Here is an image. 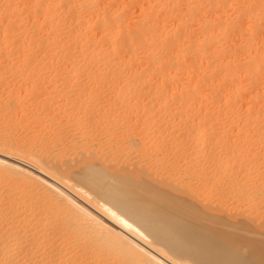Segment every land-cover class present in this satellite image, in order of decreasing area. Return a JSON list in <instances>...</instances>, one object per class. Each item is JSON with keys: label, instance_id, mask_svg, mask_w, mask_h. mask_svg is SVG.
Here are the masks:
<instances>
[{"label": "bare ground", "instance_id": "1", "mask_svg": "<svg viewBox=\"0 0 264 264\" xmlns=\"http://www.w3.org/2000/svg\"><path fill=\"white\" fill-rule=\"evenodd\" d=\"M133 10L139 12L135 18H131ZM8 74L15 79L16 75L24 76L26 83L28 77L33 80L35 77V84L28 89L34 90L30 95L26 84L23 85L26 93H22L27 98L40 92L48 81L56 83L61 79V82H57L59 88L51 85L52 91L47 85L42 99L34 96L29 99L34 108L30 106L29 110L36 113L44 110L45 117L50 116L48 122H44L47 121L42 119L44 116L35 121V112L28 110L29 116L35 117L27 123L50 129L56 134L54 141L49 133V137L45 135L47 138L39 142L35 137L39 132L34 134L38 128L32 135L38 140L39 149L22 142L25 137L20 138V133L16 137L17 134L9 135L6 130L4 133L9 136L0 137V264H264V244L252 243L247 245L249 251L232 256L229 248L238 244L239 239L208 230L165 197L171 194L200 206L199 200L206 203L203 201L206 197L199 195L210 180L213 185H225L223 190L242 201L245 192L260 191L264 186L262 180L254 181L247 171L240 169L241 166L249 169V162L238 156L240 148L246 147L248 154L262 155L260 165L264 167V0H0V80ZM8 76L6 80L10 79ZM46 76L53 81H46ZM41 77H46L42 87ZM90 78L94 79V85ZM15 82L13 86L18 85ZM13 86L6 87L10 88V100L19 97L18 91L23 88L18 85L16 95L15 91L11 93ZM67 87L70 92L65 90ZM104 89L114 90L111 94L116 95L115 99ZM68 92L74 97L70 100L68 94L67 101ZM53 93L61 97L55 100ZM122 94L128 98L125 103ZM94 96L112 101L92 104ZM26 97L27 102L24 98L21 101L30 105ZM21 112L15 114L18 121L22 118L23 124L27 118L21 117ZM16 115L11 118L16 119ZM83 117L89 125L79 122L84 127L82 138L69 140L72 154L66 157L65 151H60L62 142L57 149L60 133L70 128L72 135L78 134L76 123ZM3 119L10 124L7 116ZM233 121L243 131L237 134L241 135L237 138L239 142L229 139L231 133L227 137L224 130V124ZM140 123H144L145 134L150 130V136L139 131L136 134L133 127L128 128L132 135L126 134L125 126L137 127ZM102 124L111 130L119 128L126 139L122 143L128 141L135 169L127 170L128 162L133 160H126L127 169L116 162L123 152L116 143L112 146L111 139L101 140L109 144L110 160L121 167L102 157L99 147H95L96 130ZM25 126L30 132V127L26 123ZM69 131L61 133L62 136ZM85 136L89 137L88 142L84 141ZM218 147L222 149L219 152ZM155 151L160 152L156 162L167 170H172L170 166L174 167L180 159L186 160L184 170L194 162L201 164L205 173L197 177L196 193L190 191L191 186L188 187L191 195L176 193L181 187L184 194L186 190L189 193L187 182L177 174L181 187L173 188L175 191L166 189L175 185L174 176L172 184H163L166 187L148 180L149 173L143 171L141 157ZM231 157L239 158L240 164ZM263 199L259 197L256 204L264 207ZM212 203L208 204H215ZM236 206L230 204L229 208L235 207L234 212L237 208L239 216L249 211ZM208 207L201 208L213 218L226 213L242 223L253 221L244 220L245 216L235 218L233 210L228 215L227 208V212L221 210L220 214L215 206V210ZM254 214L257 219L259 214ZM262 218L258 217L263 222ZM225 245L229 248L222 250Z\"/></svg>", "mask_w": 264, "mask_h": 264}, {"label": "rangeland", "instance_id": "2", "mask_svg": "<svg viewBox=\"0 0 264 264\" xmlns=\"http://www.w3.org/2000/svg\"><path fill=\"white\" fill-rule=\"evenodd\" d=\"M137 10H133L132 12L134 13L135 12V14L133 15V13H131L132 14V16H131V18H135V15H137V13H139L138 11L136 12ZM134 16V17H133ZM138 16V15H137ZM9 75V74H8ZM7 75V76H8ZM7 76H6V78H7ZM10 76V77H9ZM8 76V78H10V79H8L9 81H12L13 79V82H9L8 80H6V78H4L5 76H3V78L0 80L1 82H4V83H1L0 84V101H1V103H3V104H1L0 106L2 107V105L4 106V107H7V108H9V109H7V108H5V110L7 109V110H11V112H7V110H6V113L5 114H8V115H6L7 116V119H9L10 120V124L8 123V120H4L3 118H5L6 116L5 115H3V112L5 111L4 110V108L2 107H0V109H2V110H0V112L2 113L1 115H0V117L3 115V117H1L2 119H0V124L3 126H1L0 128V135H1V132H2V136H0V137H7V136H9L10 134L11 135H15L16 136V134H17V136L16 137H18V133H20L21 135L23 134L24 135V133H25V131H26V134L23 136H21V135H19V137L20 138H22V137H25V139L24 138H22V142H24L25 144H33V146L34 147H36L35 149H39V147H38V145H39V142H40V139L41 138H47V137H49V135H50V139H52L53 141L56 139L55 138V133L53 132V131H51L50 129H48V128H46L45 130L42 128V127H39V125L37 124V125H33V123H31V126H34V128L32 127L31 128V126H30V124H28L27 123V121L28 120H30L31 118H33V117H35V115L34 116H31L32 114H33V112H35V114H36V118L34 119L33 118V120H38V118H39V120H41V118L44 116V118H42L43 120H47V121H44V122H48V116H50V114H46V117H47V119H46V117H45V113L46 112H44V110H42L41 112L40 111H38L37 113H40V114H37L36 113V111H31V109H34L33 107H32V105H31V102H29V99L30 98H32L33 96H34V98H37V99H42V97L41 96H44L45 95V92H44V90L45 91H50L51 90V88H53L51 85H55V86H57L58 88H59V84H60V82L61 81H59V80H61V79H57L58 81H59V84L57 83H55V82H52L53 81V79L52 78H50V77H48V76H46V77H43L46 81H47V79H52V83H50V81H48L47 83H44V82H46L45 80H44V82L42 81L43 80V78L41 77V78H39L41 81H42V85H41V87L43 86V88H42V90L40 89L39 91L40 92H38V90H37V92L38 93H36V92H34V95L33 94H31L32 95V97L30 96L29 98H27L26 96H28L27 94H29L30 95V92L32 93L34 90H28L29 89V87H31V89H32V86H33V84H35V82L36 81H34L35 80V77H34V80H33V77H28V82L26 83V77L24 78V76H20V78H19V76H17L16 75V79L14 78V76H12V75H9ZM12 77V78H11ZM22 81H18V78ZM22 78H23V80L25 81H23L22 80ZM31 80H33V82L31 81H29L30 79ZM6 81H4V80ZM12 79V80H11ZM38 79V80H39ZM89 79V78H88ZM87 79V80H88ZM90 79H92V80H90L89 82L90 83H92L93 85H94V79L93 78H90ZM3 80V81H2ZM15 80H17L16 82H15ZM39 80V82L41 83V81ZM104 80V79H103ZM15 82V84L16 83H18V85H22V87L23 88H21L19 91L17 90V89H19L20 87L16 84L15 86H13L14 83ZM30 82V84H28ZM8 85H7V84ZM12 84V91H11V93H13L14 91L16 92V95H21V97L23 96V94L24 93H26L25 91H26V89H25V87L23 86V85H25L26 84V87H27V94H26V96H25V94H24V96L26 97V99L28 100V102L30 103V105H28L26 102V100H25V97H20V95H19V97H15L16 99H11L10 100V98H12V97H10V96H8V91L10 92V88L9 89H7L6 87L7 86H9V87H11V84ZM24 83V84H23ZM44 83V84H43ZM48 83H50V85L48 84ZM90 83H88V81H87V86L90 88L91 87V85L92 84H90ZM3 84H5V85H7V86H5V85H3ZM10 84V85H9ZM32 84V85H31ZM96 84V83H95ZM2 85H3V87L5 88V89H3V87H2ZM28 85V86H27ZM31 85V86H30ZM49 86L50 88L48 89V87H46V86ZM90 85V86H89ZM93 85H92V87H93ZM54 86V88H56ZM17 87V88H16ZM39 87V86H38ZM41 87H39V88H41ZM45 87V88H44ZM69 87H71V86H69ZM91 87V88H92ZM15 88H16V90L18 91V93H17V91L15 90ZM36 88H37V86H36ZM38 88V89H39ZM14 89V90H13ZM23 89H24V91H23ZM48 89V90H47ZM68 89V87L65 89V90H67ZM72 89H73V87H71V91H72ZM5 90V91H4ZM6 90H7V92H6ZM69 90V89H68ZM70 90H69V92H70ZM112 89H109V90H106L107 92H105V89H104V92L106 93V94H108V93H110L109 95H110V97L112 96V94L115 92V91H117L118 89L116 88H114V90H112ZM41 91H42V93H43V95H41L42 93H41ZM52 91V90H51ZM109 91V92H108ZM111 91V92H110ZM114 91V92H113ZM3 92L5 93V95H7V97L3 94ZM22 92H24V93H22ZM58 92H60V91H56L55 93H57V94H59V95H61L62 93L60 92V93H58ZM66 93L65 94V98H66V100L68 99L67 98V96H69L70 98V100L74 97V96H72L73 94H72V92H71V94L70 93ZM136 92V91H135ZM134 92V94H136ZM7 93V94H6ZM39 93H41V94H39ZM103 94V95H106V94ZM112 93V94H111ZM119 90L117 91V93L115 92V94L116 95H119ZM35 94L38 96V97H40V98H38V97H36L35 96ZM69 94V95H68ZM9 95H10V93H9ZM58 95V96H59ZM108 95V96H109ZM116 95L114 96V97H116ZM11 96H12V94H11ZM53 96H54V93H53ZM57 95H55L54 96V99H55V97H56V99L55 100H58L57 98H60L61 96H59L58 97ZM124 97L125 98V100H124V98H122V97ZM120 97H121V99H122V102L123 103H125V102H127L128 100V98L127 97H125L126 95H124V94H122ZM10 97V98H9ZM72 97V98H71ZM104 97L105 96H103L101 99L102 100H99L98 98H96L95 99V96H94V100H92V104H94L95 102L97 103H99L100 105L101 104H103L104 102V105L106 104V101L108 102V97L106 98L107 100H105L104 99ZM113 96H112V99L114 98ZM24 98V99H23ZM34 98H32V99H34ZM127 98V99H126ZM20 99V100H19ZM25 100L26 102H23V101H21V100ZM103 99H104V101H103ZM115 99V98H114ZM121 99H120V101H121ZM2 100H3V102H2ZM19 102H18V101ZM97 100V101H96ZM124 100V101H123ZM127 100V101H126ZM15 101V103H13ZM20 101H21V103H25L26 104V107H25V105H24V107L22 106L23 104H21L20 103ZM68 101V100H67ZM94 101V102H93ZM102 101V102H101ZM109 101H112L111 100V98H110V100ZM4 102H6L5 104H4ZM101 102V103H100ZM19 103V104H18ZM122 103V104H123ZM10 104H12V105H10ZM15 104V105H14ZM91 102L89 103V108L91 107ZM18 105H20V106H18ZM28 105V106H27ZM8 106H10V107H8ZM13 106H17L16 108H13ZM30 106H31V109L29 110V108H30ZM18 107H20L19 109H18ZM28 107V108H27ZM13 108V109H12ZM24 108H25V110H29L30 111V113H32L30 116H29V111L27 112V111H25L26 113H27V116H26V114H25V112L23 111L24 110ZM14 109H16L15 110V112H12V110L14 111ZM22 109V110H21ZM209 110V108H204V110ZM211 110V109H210ZM18 111H23V114H22V112L21 113H19V114H22L21 115V117H25V118H27V120L26 119H23V122H24V120L26 121L25 123L27 124V126H29L30 127V132H29V130H27V129H29L28 127H26L25 126V123H23L22 124V118L20 119V121H18L17 120V118H18V114H17V112ZM12 113V115H14L13 117H15V115H16V119L15 118H11L12 117V115L9 117V115ZM16 113V114H15ZM29 113V114H28ZM48 113V112H47ZM25 114V116H23ZM39 116H41V118L39 117ZM28 117H30V118H28ZM38 117V118H37ZM12 119H14L13 121H12ZM32 120V121H33ZM42 120V121H43ZM85 120V121H84ZM3 121H4V123L6 122V123H8V125L5 123H3ZM15 121H17V123L15 122ZM81 121H83L82 123H84L85 124V126H87V125H89V124H87L86 122V118L85 117H83L82 118V120L80 119V121H78V124L76 123V126L77 127H75V130L77 129V130H80V131H78V134H77V132H75L74 133V135H77V136H74V135H72L71 134V131H69V129L70 128H64V130H63V132H65L66 130L67 131H69L68 132V134L66 135L65 133V135H66V137H65V135H63L62 136V134L61 133H63V132H61L60 133V136L64 139L63 141H62V138L59 140V142L57 143V149H60V147H62L61 149H60V151H62V152H64V153H66L65 155H66V157L68 156V155H70V154H72V152H70V149H71V142L70 141H72L71 139L72 138H74V142H75V140L76 141H80L81 140V136H80V134H81V132L84 130L83 128L84 127H81L82 126V124L80 123V125H79V122H81ZM12 122V123H11ZM14 122V123H13ZM18 122L21 124L19 127H18ZM141 122H143V119H142V121ZM234 122V121H233ZM233 122H232V124H231V122H228V123H230L229 125H227L228 123H226V124H224V130L226 131L225 133L228 135L227 137H229V134L231 133V135H230V137H229V139H232V140H234V139H236L237 141H238V139L237 138H239L238 136H237V134L238 133H242L241 132V129H240V131L238 130L239 129V127L237 126L238 124L237 123H235V124H233ZM83 124V125H84ZM141 124V125H140ZM140 124H138L137 125V127H136V125H129V127H128V125L127 126H125L124 127V129L125 130H127L126 132V134H130V135H132V132L130 131V133H129V131H128V128H131L130 130H132V127H133V132L135 131H139L138 133H142L141 135H146V136H148L149 134H150V130H146V131H148L147 132V134H145L146 132H145V130H143V128H142V126L144 125V123H140ZM143 124V125H142ZM237 124V125H236ZM10 125H11V127H10ZM12 125H14V126H12ZM17 125V131H14V128H15V126ZM23 125V126H22ZM80 126V129H79V126ZM9 126V127H8ZM21 126L23 127L22 128V130L24 131V133H22L23 131L21 130ZM25 126V127H24ZM104 126V127H103ZM107 127V129H108V125H99L98 126V129L96 130L97 131V137H96V139H95V142H96V148H98L99 147V150L101 151L100 153H102V157L103 158H106V159H108V161L110 160V158L112 157V154H111V152H110V150H109V144L108 143H106L104 140H106L107 142H108V140L109 139H111V142H112V146H114V144L116 143V145H117V147H120L121 149L120 150H122L121 152H123L122 154L120 153V155L117 157L119 160H116V162H118L121 166H122V163H123V166L125 165L126 167H124V168H126L127 169V165H128V163H130L129 165L131 166H129L128 165V169L127 170H133V168L135 169V167H136V165H135V163H134V160H133V154H131V152H130V150H129V144H128V141H127V143H124V142H126V139L124 138V137H122V135H120V133H119V131H118V129L116 130L115 128V132H116V134H115V132H114V129L113 130H111V129H108V133H106V135L108 136L107 138L105 137L106 135L104 134V132H105V130H107L106 129V127ZM240 127H243V126H241V125H239ZM144 127V126H143ZM5 128V130H3ZM7 128V129H6ZM9 128V129H8ZM11 128V129H10ZM27 128V129H26ZM36 128H38V131H36ZM82 128V129H81ZM138 128H139V130H138ZM142 128V129H141ZM226 128L228 129V131L226 130ZM32 129H35V130H33L32 131ZM42 130V132H44L43 134L39 131V130ZM136 129V130H135ZM145 129V128H144ZM245 128L243 127V130H244ZM2 130V131H1ZM6 130L8 131V132H6ZM15 130H16V128H15ZM47 130V131H46ZM76 130V131H77ZM142 130V131H141ZM22 131V132H21ZM36 131V132H35ZM110 131V132H109ZM113 131V132H112ZM118 131V132H117ZM246 130H244V132H245ZM4 132H6V133H8L9 135H6V133H4ZM10 132V133H9ZM11 132H16V133H11ZM29 133V137H28V133ZM35 132V133H34ZM37 132H39L38 134V136H35L34 134H36ZM80 132V133H79ZM112 132V133H111ZM136 132V134H138ZM34 133V134H33ZM45 133H47V134H45ZM50 133V134H49ZM54 133V134H53ZM70 133V134H69ZM99 133V134H98ZM118 133H119V135H118ZM36 137V138H38V140H39V142H38V140H37V142H36V140H35V137H33V135ZM42 134V135H41ZM49 134V135H48ZM52 134V135H51ZM110 134V135H109ZM27 135V136H26ZM32 135V136H31ZM37 135V134H36ZM41 135V136H40ZM44 135V136H43ZM45 135H48L47 137L45 136ZM68 135H69V138H68ZM99 135V136H98ZM101 135V136H100ZM113 135V136H112ZM114 135H115V137H114ZM133 135H135V133L133 134ZM151 135V134H150ZM149 135V136H150ZM233 135V136H232ZM54 136V137H53ZM70 136H71V138H70ZM119 136V137H118ZM231 136H232V138H231ZM31 137V138H30ZM40 137V138H39ZM88 136H85L83 139H85L84 141H89V137L87 138ZM111 137H114V138H111ZM117 137V138H116ZM27 138H29V139H27ZM34 138V141L32 140ZM66 138H68V140L66 139ZM77 138V139H76ZM105 138V139H104ZM88 139V140H87ZM101 139H104L103 141L101 140V146H103V147H101L100 146V140ZM113 139V140H112ZM118 139H120L121 140V142H119L120 140H118ZM23 140H25V141H23ZM30 140H32V142L30 141ZM45 140V139H44ZM70 140V141H69ZM97 140V141H96ZM99 140V141H98ZM116 140V141H115ZM122 140H124V142L122 143ZM236 140H234V141H236ZM27 141V142H26ZM29 141V142H28ZM236 141V142H237ZM240 141V140H239ZM238 141V142H239ZM35 142H36V144H35ZM62 142V143H61ZM66 142H68V143H66ZM99 142V143H98ZM103 142H105V143H103ZM263 143H264V141H262ZM62 145H61V144ZM67 144V145H65V144ZM104 145H103V144ZM263 143H260L261 145L263 144ZM27 144V145H28ZM31 144V145H32ZM58 144H60V147H59V145ZM123 144V145H122ZM127 144V146H124V145H126ZM240 144V143H239ZM242 144H240V146H241ZM40 146V145H39ZM69 146V147H68ZM226 147H228V145H225ZM239 146V147H240ZM59 147V148H58ZM64 147H67L68 149H65ZM127 147V148H126ZM226 147H225V149H226ZM241 147H244V146H241ZM64 148V149H63ZM105 148H106V150H108V153H107V151L105 150ZM125 148L126 150L128 149V153H126L127 151L124 149V151H123V149ZM219 148L220 147H218V148H216V149H218V150H216V151H220V150H222V149H220L219 150ZM222 148V147H221ZM224 149V148H223ZM102 150H105V151H102ZM239 150V149H238ZM240 150L241 151H243V153L242 152H240ZM240 150H239V154H238V156H239V158H247V160H248V162H249V169L248 168H246V167H242L241 166V168L240 169H243V170H245V172L247 171L248 172V175L249 176H251V178H252V180L254 179V181L255 180H262L263 182H264V167H261V165H260V160L263 162V160H262V158H260L262 155H255V154H248L247 153V151H245L246 150V147H244L243 149H241L240 148ZM68 151V152H67ZM71 151H73V150H71ZM222 152V151H221ZM246 152V153H245ZM111 155H110V154ZM153 153V154H152ZM151 154H152V156H150L149 154L146 156V158H144V157H141V161L142 162H140V164L142 165V168L144 167V169H143V171L146 173V174H148V175H152V178H151V176H150V179H149V176L148 175H146L147 177H148V180L149 181H151V183H153L154 181H157V182H155V184H162L161 186H163V184H165L166 186H168L167 184L168 183H170V184H172V181H171V179L173 178V176H174V180H173V182H174V184L175 185H172V187H170V188H168V187H166L165 185L163 186V187H166V189H168V190H170V191H175V190H177V188L178 187H181L180 186V180H181V178L179 177V176H183L182 178H184V181H185V183L188 185L187 186V189H188V187L189 186H191L190 188V191L192 192V193H196V191L194 190V189H196V184H198L197 182V177H198V175H201V174H204L205 173V170L204 169H201V164H199V163H192L191 164V166H190V168L188 169V170H184V165H183V162H185L186 160H183V162H182V160L180 159V160H178L177 162L178 163H176V164H174V167H171L170 166V168H172V170H173V173H172V170L171 169H168L167 170V168L165 169V167H161L160 165H159V163L158 162H156V158H158V157H160V152H157L156 153V151L155 152H152ZM156 153V154H155ZM241 153V154H240ZM68 154V155H67ZM108 154V155H107ZM126 154V155H125ZM131 154V156H128V155H130ZM104 155V156H103ZM156 155H158V157L156 156ZM150 156V157H149ZM233 156H235V155H233ZM73 156H71V157H69V158H72ZM126 157V159H124ZM155 157V158H154ZM130 158V159H129ZM233 160H235V161H237L239 164H240V159L239 158H237L236 159V157H231ZM231 158H229L230 160H232ZM155 159V160H154ZM126 160H129V161H131V160H133V161H131V162H128V161H126ZM232 160V161H233ZM110 161H112V165H114V164H116L115 166H117L118 165V163H115V160H110ZM121 161V162H120ZM123 161V162H122ZM126 161V162H125ZM143 161H145V163L143 162ZM114 162V163H113ZM128 162V163H127ZM154 162H156L158 165L155 167V165H156V163H154ZM259 164V165H257V164ZM152 164H155V165H152ZM254 164V165H253ZM145 165L147 166V167H145ZM121 166H119L118 165V167H121ZM148 166H151L152 167V169L150 168V167H148ZM161 168H160V167ZM176 166V167H175ZM158 167V168H157ZM147 168V169H146ZM155 168H157L156 170H158V169H160V170H158V171H156V170H154V171H152L153 169H155ZM177 168V169H176ZM146 169V170H145ZM150 171H149V170ZM161 169H162V171L163 170H165V171H161ZM175 169V170H174ZM185 169H186V167H185ZM171 170V171H170ZM147 171H148V173H147ZM169 173H168V172ZM185 171V172H184ZM154 172L156 173V174H154ZM175 172V173H174ZM162 173V174H161ZM164 173H168V174H164ZM172 173V174H171ZM155 175V177L157 178H159L158 180H156V178L155 177H153L154 175ZM160 174V175H159ZM164 174V175H163ZM171 174V175H170ZM176 174H177V177H179L180 178V180H178V178L176 177ZM162 175V176H161ZM165 175H169L168 177H166ZM160 176V177H159ZM163 176H165L166 178H164ZM172 177V178H171ZM154 178V179H153ZM164 178V179H163ZM176 178V179H175ZM260 178V179H259ZM152 179V180H151ZM161 181V183H160V181ZM165 180V181H164ZM167 180V181H166ZM153 181V182H152ZM169 181V182H168ZM179 183H178V182ZM260 181H258V182H260ZM261 181V182H262ZM159 182V183H158ZM167 182V183H166ZM189 182V183H188ZM212 182L213 181H209V183H208V187L205 189V194H204V192L202 191L201 193H200V197L201 198H203L202 196H205L206 197V199H210L211 200V198L213 199V200H211V201H209V202H207V200L205 199V197L203 198V199H205V200H203V201H206V203L205 202H203V203H201V199L199 200V199H197V200H195V201H197V203H199V205L201 206V207H204L205 205H206V207L207 206H209L208 208L209 209H213V206H215L214 208L216 209V211H217V208H218V212H220V214H223V212L225 213V211L227 212V209H229L228 210V215L229 214H232L231 212H230V210H233V214H235V215H237V216H235V215H233V216H235V218H238V219H243L242 218V216L244 217V220L246 219V218H249V219H251V220H253V221H250L249 219V221L251 222V223H242V222H239V221H237V220H234V219H231V218H229L228 216H226L227 214L225 213V215L223 214V215H221V216H219V215H217L216 216V218H213L214 216H212V215H209V214H206V212L207 211H205V210H203L200 206H198V205H195V204H193V203H191L190 201H185V200H178V199H176L175 197H173V195H171V194H168V196H165L166 198H168V199H170L175 205H177V206H179V207H182L183 208V210L188 214V215H190L192 218H194V219H196V220H198L199 222H201L202 224H204L205 226H207L208 227V230L209 229H212V230H214V231H216V232H218V233H220L221 235H223V236H225L226 238H237V239H239V243L238 244H235V245H233V246H231L230 248H229V246L228 245H225L223 248H222V250L223 249H226V248H229V251H230V253H231V255L233 256V255H236V256H240V253L241 252H246V251H249V248H248V246H250V245H252V243H254V244H256L257 246L258 245H260L259 243H262V244H264V228H263V226H264V221L262 222V220L260 221V219H258V217L259 218H262V215L264 216V207L262 206V205H257L256 203L259 201V197L261 198V197H264L263 195V193H264V186L262 187V189L260 190V191H255V190H250L248 193L247 192H245L247 195H248V198H245V197H247V195L243 198V201H242V199H241V197H239L240 198V200L236 197V196H234V195H231V194H229L228 192H227V190H223L224 189V187H225V185H223V186H221V185H213L212 184ZM176 183H178V186H177V184ZM140 184V183H139ZM190 184V185H189ZM6 186V184L5 185H3L2 187H5ZM170 186V185H169ZM152 187H154V186H152ZM177 187V188H176ZM186 187V186H185ZM175 190H174V189ZM173 189V190H172ZM180 189V188H179ZM178 189V190H179ZM181 189H182V187H181ZM179 190L178 192H176V193H179L180 191L182 192V194L181 195H187V194H190L191 195V193H190V191H189V189H188V191H189V193H187V190H186V194H184V192L182 191V190H184V187H183V189L182 190ZM194 191V192H193ZM256 192V193H255ZM258 192H259V195H258ZM260 192H262V193H260ZM203 193V194H202ZM208 193V194H207ZM249 193H251V194H249ZM164 194H167V193H164ZM211 194H213V196L211 195ZM253 194H254V196H253ZM208 195V196H207ZM209 195H210V197H209ZM217 195V196H216ZM218 195H219V198H218ZM256 195L258 196L257 198H256ZM261 195V196H260ZM193 197V196H192ZM195 197V196H194ZM200 197H198V198H200ZM221 197V198H220ZM255 199H254V198ZM220 199V200H218V199ZM222 198H224V199H222ZM194 199H196V198H194ZM215 199H216V202L217 201H220L221 202V205H223V206H221L220 204H219V202H217V203H215ZM221 199L222 200H226V201H221ZM244 199H246L245 201H244ZM257 199V200H256ZM198 200H199V202H198ZM212 201L215 203H212ZM244 203H242V202ZM257 201V202H256ZM222 202H223V204H222ZM263 202H264V199H263ZM208 203H212V204H214V205H211L212 206V208H211V206L208 204ZM202 204H205V205H203L202 206ZM218 204V205H217ZM229 204V205H228ZM230 204H231V206L233 207L234 205L236 206V205H238V206H240V207H238V206H236V207H238V208H242V210H244L245 208H249V209H245V210H249V211H247V212H249V213H243V214H241V216H239V214H237L236 212H237V208H236V212H234L235 210V207L234 208H229V206H230ZM233 204V205H232ZM226 205V206H225ZM225 206V207H224ZM219 207H222V209L221 208H219ZM223 207H224V209H223ZM225 208H227V209H225ZM215 209H213V210H215ZM219 209H220V211H219ZM240 209H239V211H240ZM221 210L223 211V212H221ZM238 211V212H239ZM241 212V211H240ZM245 212V211H244ZM254 212H255V214H259L258 216H257V219L253 216V214H254ZM256 212H258V213H256ZM248 214L249 215H251L252 214V217L255 219H252V217L251 216H248ZM254 214V215H255ZM260 215H261V217H260ZM241 217V218H240ZM263 220H264V217L262 218ZM247 220V221H248ZM256 220H258V222L256 221ZM255 221H256V223H258V224H256L255 223ZM260 222V223H259ZM248 245V246H247ZM237 247V248H236ZM235 248H236V250H235ZM251 255H252V252L250 253ZM253 257V256H252ZM224 261H227L225 258L223 259Z\"/></svg>", "mask_w": 264, "mask_h": 264}]
</instances>
